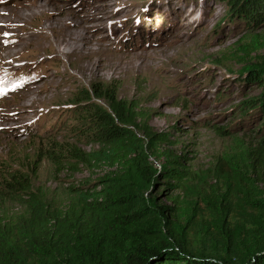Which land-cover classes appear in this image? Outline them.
<instances>
[{
	"label": "rangeland",
	"instance_id": "obj_1",
	"mask_svg": "<svg viewBox=\"0 0 264 264\" xmlns=\"http://www.w3.org/2000/svg\"><path fill=\"white\" fill-rule=\"evenodd\" d=\"M227 1L0 0V187L11 169L35 172L33 186L53 213L65 215L70 188L116 173L111 149L74 133L70 107L93 84L112 83L119 99L148 116L133 132L147 146L149 163L189 173L174 200L165 196L166 180L158 186L161 205L177 208L189 239L198 245L209 233L220 236L223 212L214 207L224 210L225 195L232 228L246 238L254 214L244 204L247 181L257 183L264 201L258 106L264 87L244 80L253 70L264 72V24L254 28L242 17L230 22ZM247 102L252 109L245 111ZM150 135L163 141L151 146ZM76 151L107 160L75 163ZM8 200L0 193L5 230L24 212Z\"/></svg>",
	"mask_w": 264,
	"mask_h": 264
},
{
	"label": "trees",
	"instance_id": "obj_2",
	"mask_svg": "<svg viewBox=\"0 0 264 264\" xmlns=\"http://www.w3.org/2000/svg\"><path fill=\"white\" fill-rule=\"evenodd\" d=\"M226 3L230 22L242 17L252 20L254 28L264 24V0ZM244 82L264 87V72L253 70ZM93 97L105 104L93 101ZM250 103L243 104V110L252 109ZM258 106L259 114H264V93ZM70 107L74 133L89 144L111 149L110 163L118 170L95 182L88 181L85 187L70 188L72 207L65 215L53 213L47 197L33 186L35 172L31 175L20 168L9 170L0 193L5 201L21 203L24 212L11 228L8 225L5 230L4 222L0 226V264H28V255L35 264H264V201L258 200L255 181L245 183L243 197L254 213L248 236L241 239L232 228L233 208L225 195L224 210L214 207L223 212L220 236L209 233L211 237L195 245L187 227L178 222L177 208L161 205L164 199L158 194L159 180H166L169 194L165 196L174 200L172 195L182 188L189 173L167 167L158 170L149 163L147 146L133 132L138 120L147 115L139 113L131 102L119 99L112 83L106 88L93 84L90 90L81 91ZM217 130L222 136L229 133ZM150 139L151 146L163 141L158 135H150ZM261 144L264 146V140ZM70 157L86 166L107 160L81 151ZM75 163L73 171L79 169Z\"/></svg>",
	"mask_w": 264,
	"mask_h": 264
},
{
	"label": "bare ground",
	"instance_id": "obj_3",
	"mask_svg": "<svg viewBox=\"0 0 264 264\" xmlns=\"http://www.w3.org/2000/svg\"><path fill=\"white\" fill-rule=\"evenodd\" d=\"M57 29V28H56ZM65 29V28H64ZM56 31V30H55ZM57 32V31H56ZM64 32V31H63ZM66 32V31H65ZM67 32H68V30H67ZM73 33V32H72ZM68 37V36H67ZM70 37H75V34L73 33L72 34V36H70ZM62 38V37H61ZM64 38V37H63ZM48 39V38H47ZM66 39V38H65ZM79 38H75V40L73 39V47L74 48H77V47H80V45H78V42H79V40H78ZM69 40V39H68ZM63 41V40H62ZM61 41V42H62ZM74 41H75V45H74ZM58 42V41H57ZM68 43H69V41H68ZM71 44V43H70ZM41 48V47H40ZM51 48V47H50ZM50 48H48V49H50ZM78 49V48H77ZM53 50V49H52ZM81 50L84 52L85 50H86V47H84V46H81ZM54 51V50H53ZM81 51V52H82ZM60 52V51H59ZM60 55V54H59ZM58 55V56H59Z\"/></svg>",
	"mask_w": 264,
	"mask_h": 264
}]
</instances>
